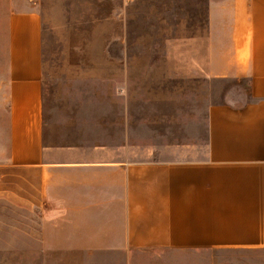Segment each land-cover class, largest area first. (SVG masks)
I'll return each instance as SVG.
<instances>
[{"label":"crops","instance_id":"obj_1","mask_svg":"<svg viewBox=\"0 0 264 264\" xmlns=\"http://www.w3.org/2000/svg\"><path fill=\"white\" fill-rule=\"evenodd\" d=\"M148 1L115 0L106 64L128 61L130 2L136 19L152 18L139 26L150 41L137 48L152 49L154 19H182L165 41L172 50L182 43L184 71L248 81L237 99L208 105L205 151L133 158L119 105L105 106L97 125L47 130L41 0H0V200L40 213L43 246L86 258L131 264L132 252L197 248L199 264H220L226 248L247 257L240 264H264V0H152L163 2L155 9ZM150 58L134 79L160 78Z\"/></svg>","mask_w":264,"mask_h":264},{"label":"rangeland","instance_id":"obj_2","mask_svg":"<svg viewBox=\"0 0 264 264\" xmlns=\"http://www.w3.org/2000/svg\"><path fill=\"white\" fill-rule=\"evenodd\" d=\"M151 1L146 4L152 9L163 3ZM114 4L115 0H41L46 129L77 130L88 123L97 125L103 121L105 106L119 105L121 118L125 113L128 151L133 158L198 156L206 148L208 105L237 99L240 91L248 88V81L209 79L199 73L197 65L184 71L179 57L182 43L174 41L172 50V44L165 41L173 35L166 29L181 27L182 19H154L158 27L152 49L137 48L138 42L150 41L151 33L140 31L139 26L152 23V18L144 13L136 19L135 4L130 2L128 61L125 67L108 61L106 64L104 35L114 26L110 14ZM191 24L198 25V20ZM150 57L155 63L152 71L160 78L134 79L147 70ZM118 72L126 73L128 78L108 79ZM121 88L123 97L109 96L110 91ZM41 232L38 211L11 207L0 200V264H118L117 259L102 254L86 258L70 250L43 246ZM239 253L223 248L217 252L219 263L246 261L247 257ZM199 259L198 249L192 248L182 252H132L129 262L199 264Z\"/></svg>","mask_w":264,"mask_h":264}]
</instances>
